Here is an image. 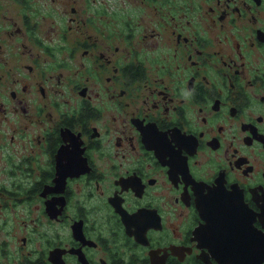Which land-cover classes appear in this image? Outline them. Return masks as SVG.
<instances>
[{
  "label": "flooded vegetation",
  "instance_id": "1",
  "mask_svg": "<svg viewBox=\"0 0 264 264\" xmlns=\"http://www.w3.org/2000/svg\"><path fill=\"white\" fill-rule=\"evenodd\" d=\"M71 3L0 0V264H264V0Z\"/></svg>",
  "mask_w": 264,
  "mask_h": 264
},
{
  "label": "rangeland",
  "instance_id": "2",
  "mask_svg": "<svg viewBox=\"0 0 264 264\" xmlns=\"http://www.w3.org/2000/svg\"><path fill=\"white\" fill-rule=\"evenodd\" d=\"M43 1H46L49 3V9H46L45 6H43ZM72 1V0H71ZM70 0H58L59 5L62 4V7H66L67 9L70 8L72 5ZM51 5L53 4V0H42V7L44 10H42V23L45 27L50 28L51 25L56 26L58 25V18L56 16V11L51 9ZM65 15V12L63 13ZM43 15L46 16V18H43ZM67 21L68 16H65Z\"/></svg>",
  "mask_w": 264,
  "mask_h": 264
}]
</instances>
